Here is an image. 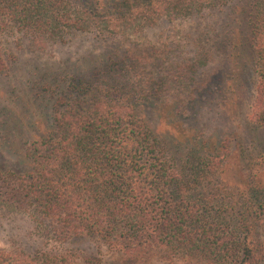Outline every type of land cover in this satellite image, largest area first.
Instances as JSON below:
<instances>
[{
	"label": "trees",
	"instance_id": "obj_1",
	"mask_svg": "<svg viewBox=\"0 0 264 264\" xmlns=\"http://www.w3.org/2000/svg\"><path fill=\"white\" fill-rule=\"evenodd\" d=\"M191 20L198 27L180 47L140 41ZM12 34L34 51L92 34L104 53L86 71L44 81L51 126L28 143L23 172L0 169V206L54 240L95 242L128 260L160 252L184 264L264 263L254 141L264 126V0H0V38ZM127 36L137 43L122 49ZM216 54L225 73L208 93L234 121L250 72L246 123L223 141L196 133L175 153L149 114L181 123L178 110L205 93L201 76ZM0 264L80 263L0 251Z\"/></svg>",
	"mask_w": 264,
	"mask_h": 264
},
{
	"label": "rangeland",
	"instance_id": "obj_2",
	"mask_svg": "<svg viewBox=\"0 0 264 264\" xmlns=\"http://www.w3.org/2000/svg\"><path fill=\"white\" fill-rule=\"evenodd\" d=\"M212 19L219 24L221 17L215 16ZM203 23L204 21L200 24ZM197 27L198 21L192 20L159 26L148 30L140 41L144 47L159 46L166 42L176 48L183 44L181 39L185 34L193 36ZM124 41L125 44L121 43L122 49L137 43V39L132 36H127ZM28 44L27 39L20 34L0 38V48L7 64L6 71L0 73V169L16 173L23 172L28 166L25 157L28 143L41 131L50 128L52 123L49 95L42 91L44 81L52 75L86 71L104 53L102 42L92 34H83L64 43L53 44L44 51H34ZM224 63L223 54H216L209 61L201 76L204 83L209 85L198 101L178 110L182 113L181 123L176 122L172 116L157 118L149 114L161 135L168 139L173 152L185 150L184 141L191 140L190 137L196 133L202 132L203 138L223 141L225 136L238 130L237 127L245 125L253 95L249 71H245L242 76L241 101L237 108L239 114L235 121L226 113L221 97H210L208 93L223 78ZM254 141L258 145V163L255 168L259 167V178L264 182V126L254 132ZM179 143L181 147L178 148ZM0 251L28 256L39 253L65 254L80 264L90 261L93 264H184L179 260L165 258L160 252L128 260L95 242H59L41 234L28 215L3 206H0Z\"/></svg>",
	"mask_w": 264,
	"mask_h": 264
}]
</instances>
